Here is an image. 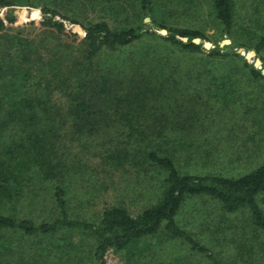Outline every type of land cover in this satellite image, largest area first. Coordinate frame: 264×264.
Segmentation results:
<instances>
[{
	"label": "trees",
	"instance_id": "16d2710c",
	"mask_svg": "<svg viewBox=\"0 0 264 264\" xmlns=\"http://www.w3.org/2000/svg\"><path fill=\"white\" fill-rule=\"evenodd\" d=\"M75 1L71 8L87 2L101 16L84 23L66 4L0 0V255L12 236L32 242L38 264H105L109 251L123 264H243L264 253V162L235 178L180 172L198 143L181 132L194 130L181 114L238 108L264 127V75L237 53L253 51L264 68V8L202 0L231 38L207 50L191 42L205 41L200 31L176 25L200 9L197 0ZM8 27H38L59 45L53 51ZM77 168H138L158 197L135 211L114 201L83 214L73 205L82 199L71 184ZM193 200L211 202L219 225L246 220L233 233L215 228L207 244L193 223L179 224Z\"/></svg>",
	"mask_w": 264,
	"mask_h": 264
},
{
	"label": "rangeland",
	"instance_id": "374dc122",
	"mask_svg": "<svg viewBox=\"0 0 264 264\" xmlns=\"http://www.w3.org/2000/svg\"><path fill=\"white\" fill-rule=\"evenodd\" d=\"M73 1V4L76 5L77 2ZM35 2L39 5L51 3L57 7L66 4V12L72 13L71 16L75 14L74 16L84 23L93 22L101 16L94 6L87 4V2L84 10L82 9L81 11L75 9V7L71 8L72 0H35ZM197 2L200 5V9L198 8L196 12H185L180 15L179 23L176 25L180 26V28L200 31L204 36V40L210 42L213 46L216 43L220 45L224 40L230 41L231 38L223 35L220 28L213 22V18L209 15L208 8L203 1L197 0ZM252 6H259L262 9L264 8V1L237 0L238 9L242 8L250 11ZM12 10L15 14L18 11L17 9ZM107 21L111 26L113 24L117 25L114 20L108 19ZM145 23L149 24V22ZM120 24L123 25L122 22ZM6 29L7 34L12 35L14 34L12 32H17L20 33L21 37L33 39L37 43L43 41L42 44L53 51L59 45L56 35L40 30L38 27H8ZM235 34L240 38L238 32H235ZM61 39L64 40L63 38ZM150 44L152 45V41L144 43V46H151ZM135 50L132 49V52L124 56V59L134 54ZM111 58V56L107 57L106 61ZM170 99H172V96ZM177 102L179 101L177 100ZM202 108V106H197L196 111H203ZM242 113L243 110L238 108L225 110L214 107L207 116L186 117L185 114H181L182 120L187 119L188 125L194 126L193 131L181 130V132L183 135L185 134V136H190L197 140L198 143L192 153L194 157L192 162L186 165V162L192 159L181 157L180 172L198 175L219 174L235 178L252 171V169L262 164L264 162V127L255 126L251 117H243ZM170 119L174 118L171 117ZM75 169L73 168V171ZM138 170V168H117L113 173V169L109 171L107 168H77L78 178L76 176L71 177V184L74 186L75 193L82 199L75 198L73 200L74 207H77L79 211L82 210L83 214H92L114 203V201L115 203L123 202L130 211L138 210L142 205L141 203H144V205L149 204L150 201H154L158 197L155 181L147 182L151 180L143 172H138ZM143 180L145 182H142ZM140 190L144 194L137 197L136 193ZM78 200L80 201L76 202ZM137 203H140V205L137 206ZM81 204L86 205L81 207ZM211 204L207 200H193L186 204L178 217L181 226L185 223H187V226H189V223H193L198 228L195 234L204 235L203 237L207 240V244L210 245V238L213 240L217 238L216 234L214 235L215 228L232 230L235 229V226H239L240 222L244 223V220H246L244 215H242L232 217L227 224L219 225L218 220H216L219 218L213 217L214 215L217 216L216 211L212 213L213 216L208 215L209 210L213 209ZM22 214L27 217L39 215L37 212L31 213L27 211ZM207 221L212 224L210 229L201 232L200 228L203 222ZM227 233H233V230ZM229 237H232V235L227 238ZM11 240H13V244L9 247L10 252H4V254L0 255V264H38L39 258H36L38 251L28 238L12 236ZM168 249L173 251L170 248ZM170 251H162V254L169 255ZM254 255L246 259L242 258L243 264H264V253H254ZM104 259L105 264H123L120 256L113 251H109ZM64 264H70V262L66 261Z\"/></svg>",
	"mask_w": 264,
	"mask_h": 264
},
{
	"label": "water",
	"instance_id": "95a60500",
	"mask_svg": "<svg viewBox=\"0 0 264 264\" xmlns=\"http://www.w3.org/2000/svg\"><path fill=\"white\" fill-rule=\"evenodd\" d=\"M144 22H149V19L146 18L144 20ZM158 33L161 34V35H166L167 34L165 30H161ZM182 41L183 42H187V39L186 38H182ZM191 42L194 43V44H200L202 41L197 38V39H193ZM230 43L231 42L229 40H224L223 42L220 43V47H223L224 45H229ZM202 45L207 50L212 48L211 43L207 42V41H203ZM237 53L240 54L242 57H244V59L247 62L253 63L254 67L256 69H260L262 75H264V68L261 67V62H260L259 59L256 58V55H255V53L253 51L245 52L243 49H239V50H237Z\"/></svg>",
	"mask_w": 264,
	"mask_h": 264
}]
</instances>
